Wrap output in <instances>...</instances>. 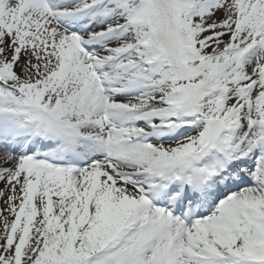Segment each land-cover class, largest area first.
Listing matches in <instances>:
<instances>
[{
  "label": "snow or ice",
  "instance_id": "6c2138e0",
  "mask_svg": "<svg viewBox=\"0 0 264 264\" xmlns=\"http://www.w3.org/2000/svg\"><path fill=\"white\" fill-rule=\"evenodd\" d=\"M0 264H264V0H0Z\"/></svg>",
  "mask_w": 264,
  "mask_h": 264
}]
</instances>
